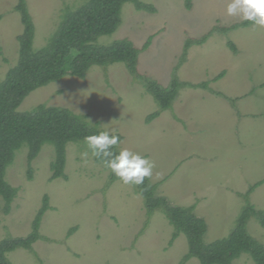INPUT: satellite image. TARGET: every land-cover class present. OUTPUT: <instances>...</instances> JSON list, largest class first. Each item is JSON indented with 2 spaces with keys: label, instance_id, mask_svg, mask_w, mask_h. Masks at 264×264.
Returning <instances> with one entry per match:
<instances>
[{
  "label": "rangeland",
  "instance_id": "obj_1",
  "mask_svg": "<svg viewBox=\"0 0 264 264\" xmlns=\"http://www.w3.org/2000/svg\"><path fill=\"white\" fill-rule=\"evenodd\" d=\"M154 13L138 11L126 3L122 24L98 44L108 46L128 39L142 49L139 73L166 87L179 65L188 39L211 36L193 45L177 71L182 82H210V91L183 88L172 108L151 121L159 111L123 63L106 70L95 66L87 78L66 76L32 92L19 111L38 105L69 108L84 114L103 131L123 136L119 148H127L155 163L150 184L172 206H195L207 225L206 244L226 238L237 226L248 205L264 212V28L220 29L241 23L227 15L230 0H140ZM19 0H0V83L17 64L23 32ZM89 0H26L35 25L34 48L45 46L57 32L63 11L77 9ZM215 28H220L217 31ZM232 42L237 49L229 46ZM225 75L216 82L214 78ZM213 92H221L220 97ZM108 125L107 128L102 126ZM84 142L66 146L67 179L51 181L55 148L42 147L32 162L29 178L28 147L15 153L5 179L19 193L10 212L0 198V241L32 233L33 222L48 197L42 217V236L32 250L16 249L7 255L10 264H180L189 252L184 234L176 232L162 210L151 216L135 185L110 182V172L89 158ZM251 194L245 196L258 183ZM248 234L264 245V228L251 217ZM186 264H200L191 258ZM233 264H255L243 254Z\"/></svg>",
  "mask_w": 264,
  "mask_h": 264
},
{
  "label": "trees",
  "instance_id": "obj_2",
  "mask_svg": "<svg viewBox=\"0 0 264 264\" xmlns=\"http://www.w3.org/2000/svg\"><path fill=\"white\" fill-rule=\"evenodd\" d=\"M126 3L134 4L138 11L155 12L151 4L140 0H89L77 9L66 8L54 36L45 46L35 49V25L28 12L26 0H19L15 10L21 16L23 32L17 37L18 61L0 83V198L5 203L6 213L10 212L11 205L19 193V189L6 181V170L13 163L15 153L23 145L28 147L30 179L32 162L46 144H51L55 148L50 180L67 179L65 174L67 144L83 142L86 136L103 131L99 127V122L92 124L86 115L77 114L65 107L40 104L32 111H19L26 97L35 90L60 81L66 76L85 80L91 68L95 66L106 70L110 65L123 63L132 76L143 82L145 90L159 105V111L149 115L147 121L172 108L183 88L210 91V82L199 84L182 82L177 77V71L186 60L188 50L193 45L204 44L212 33L199 40L188 39L185 42L181 61L175 67L172 79L166 87L140 74L138 70L139 56L142 50L149 48L153 37L148 39L142 49L137 48L128 39L116 40L108 46L98 44L101 37L114 34L121 26V11ZM186 6L188 9L192 7L191 0H186ZM249 25H251L249 22L242 21L232 27L215 29L227 33ZM229 46L237 52L232 42H229ZM224 75L223 71L212 82L218 81ZM213 93L225 97L221 92ZM115 134L122 142L123 136ZM116 151L118 152L119 149ZM94 160L102 164L99 159L94 158ZM109 178L110 182L119 181L111 172ZM262 183L251 188L243 197L247 199L254 188ZM136 188L145 201L147 215L151 216L156 210L165 213L176 229L173 241L180 234L186 236L189 252L180 264H186L191 258H197L200 264H233L243 254H248L255 264H264V245L251 237L246 229L248 220L254 216L264 228V212L256 211L254 206L248 205L244 209L236 228L226 238L206 244L204 234L207 225L203 218L196 215L195 206H172L167 198L156 194V187L150 184V180H145L143 185H138ZM48 209H50L48 197L45 196L43 206L33 222L32 233L26 237L0 241V264H10L7 255L16 249L32 250L33 244L42 238L39 233L40 223Z\"/></svg>",
  "mask_w": 264,
  "mask_h": 264
},
{
  "label": "clouds",
  "instance_id": "obj_3",
  "mask_svg": "<svg viewBox=\"0 0 264 264\" xmlns=\"http://www.w3.org/2000/svg\"><path fill=\"white\" fill-rule=\"evenodd\" d=\"M226 11L228 16L239 17L254 27L264 28V0H230ZM83 142L87 150L82 152V159L85 162L90 157L99 159L122 184L138 186L152 179L155 163L139 153L119 148L121 140L114 130L86 136Z\"/></svg>",
  "mask_w": 264,
  "mask_h": 264
}]
</instances>
